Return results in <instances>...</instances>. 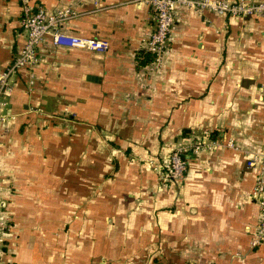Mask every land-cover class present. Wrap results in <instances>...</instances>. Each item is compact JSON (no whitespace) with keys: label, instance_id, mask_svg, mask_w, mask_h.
<instances>
[{"label":"crops","instance_id":"0c3cea01","mask_svg":"<svg viewBox=\"0 0 264 264\" xmlns=\"http://www.w3.org/2000/svg\"><path fill=\"white\" fill-rule=\"evenodd\" d=\"M20 5L0 0V70L24 40ZM75 8L63 29L107 49L48 36L4 97L0 264H264V240L252 241L257 167L246 164L264 142V16L178 3L154 66L147 3ZM190 136L217 144L186 149L184 177L164 178L170 150Z\"/></svg>","mask_w":264,"mask_h":264},{"label":"built area","instance_id":"2783aa9c","mask_svg":"<svg viewBox=\"0 0 264 264\" xmlns=\"http://www.w3.org/2000/svg\"><path fill=\"white\" fill-rule=\"evenodd\" d=\"M20 1L19 25L24 33V40L12 56L10 62L0 70V121L7 118L4 97L10 95L13 88L12 76L21 68L31 69L41 60L40 44L50 37L54 46L78 47L90 50L104 51L108 47V40L98 36L82 35L63 29V23L78 13L75 5L82 0H71L69 4L55 9H48L42 4H33L30 0ZM147 3L155 14V25L151 31L145 50L149 53L154 66H160L164 54L169 46V38L174 23L175 10L178 3L187 4L194 10L201 12L210 10L218 14L235 16H264V0H142ZM98 4L100 0H93ZM31 81V80H30ZM215 140H202L200 136H190L187 145H177L170 150L166 170L163 177L180 180L188 166V158L184 151L196 153L203 148H212ZM227 145H234L232 140ZM248 166L257 167L252 196L262 208L258 222L257 235L253 243L264 240V142L262 146L251 152L246 158ZM1 229V224H0Z\"/></svg>","mask_w":264,"mask_h":264}]
</instances>
